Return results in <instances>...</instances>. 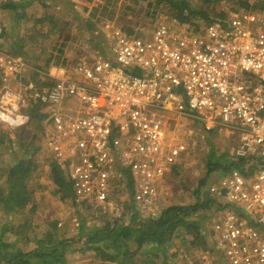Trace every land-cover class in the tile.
Here are the masks:
<instances>
[{"label":"built area","instance_id":"2783aa9c","mask_svg":"<svg viewBox=\"0 0 264 264\" xmlns=\"http://www.w3.org/2000/svg\"><path fill=\"white\" fill-rule=\"evenodd\" d=\"M98 28L114 64L85 52L67 68H37L2 51L0 15V124L22 130L33 103L48 105L49 135L38 157L65 165L77 204L108 214L128 172L140 222L162 216L161 184L194 144L173 145L178 134L168 143L166 123L192 117L208 130L238 133L235 157L260 167L250 178L232 168L209 189L225 206L213 221L212 245L218 264H264V14L237 6L201 32L165 15L144 40L117 20Z\"/></svg>","mask_w":264,"mask_h":264},{"label":"trees","instance_id":"16d2710c","mask_svg":"<svg viewBox=\"0 0 264 264\" xmlns=\"http://www.w3.org/2000/svg\"><path fill=\"white\" fill-rule=\"evenodd\" d=\"M73 1H9L0 5L1 19L6 21L5 29L2 25V51L31 67L38 65L27 59L26 52L34 57V62L67 68L82 57L70 59L66 44L79 35L76 40L90 46L85 52L104 56L112 62L109 40L98 28L101 20L124 23L128 32L141 40L150 35L156 22L165 15L189 23L201 32L204 26L219 20L216 7L223 0H102L100 8L83 7L81 15H77ZM240 1L238 4L243 5ZM147 2L152 3L145 13ZM256 9L257 14H264V9ZM73 32L76 34L72 37ZM133 75L140 76V73L134 71ZM34 80L42 83L37 77ZM2 85L0 74V88ZM49 110L48 105L33 103L27 111L30 122L24 129L9 132L0 128V218L17 220L26 218L32 211L39 221L37 227L29 230V247L6 243L5 234L0 231V264H72L70 259L85 264H197V252L207 261L204 264H212L213 259L215 264L220 262L221 257L212 245L211 227L216 214L225 206L210 195V188L205 184L213 170L222 174L229 168L233 170L232 167L250 178L260 167L257 162L236 158L228 167L216 168L218 164H213L207 176L192 188L193 204L181 209H164L162 216L153 221L140 222L136 207H122L116 195L111 199L115 214L103 213L93 204H77L63 163L38 157L39 143L49 135ZM185 119L194 120L189 123L191 127L199 123L192 117ZM179 130H167L168 140L176 133L182 136L184 132ZM191 139L181 138L182 144ZM173 145H176L174 141ZM16 150L19 156L22 153L21 157L15 154ZM172 170L170 179L185 175L180 166ZM123 175L124 185L131 190L130 174ZM205 205L209 209L213 207L212 218L204 215ZM52 210H57L56 216L50 214ZM120 218H127V222ZM58 223L63 224L58 226ZM24 225L22 220L20 227ZM191 248L196 251L188 258L185 251Z\"/></svg>","mask_w":264,"mask_h":264},{"label":"crops","instance_id":"0c3cea01","mask_svg":"<svg viewBox=\"0 0 264 264\" xmlns=\"http://www.w3.org/2000/svg\"><path fill=\"white\" fill-rule=\"evenodd\" d=\"M9 1L14 2L12 0H9ZM73 2L76 5L75 0ZM15 3H22V2H15ZM0 5H4V3H0ZM80 6L83 8V5H80ZM3 17L6 18L4 14H3ZM1 21L5 29L6 21L4 19H1ZM2 33H3V28H2ZM178 119H182V121L177 122ZM178 119L175 122L171 123V127L172 129H174V132L177 128L178 129L180 128L179 132L181 133L184 132V134L182 136L178 134L179 139L176 142L174 141V143L176 144L175 146L182 145V141H181L182 137L185 139H187L188 137L192 138L190 142L194 144L189 147V150L187 151L189 154H185L184 156H182L180 159V165H177V166H180L183 171H185V175L182 176L181 178L173 177L172 179H170L169 178L170 176L167 175L165 176L161 184V189L163 192V197H162L163 202L161 204H162V207L165 208V210L168 209L169 207L181 209L187 205L193 204L195 200L192 195V192H193L192 188L195 187L199 181H201L207 176L208 171L211 170V168H213L212 167L213 164H218L214 166L216 168H219V165L220 166L226 165L227 167L230 166L236 159L235 152L239 147V135L236 132L226 131L224 128H214V129L208 130L206 129V127L202 126L200 122L197 123V125L191 127L189 123L192 121L194 123V120H191L190 122H188L187 119H185L184 117L182 118L179 117ZM169 125L170 123H166L165 127ZM212 139H215L213 142L215 143L216 146L220 142V146H217V147H221L218 157L215 156V153L218 150L217 149L215 150L211 147ZM167 142L170 143L171 140H168ZM208 147H209V152L205 151V153L207 154V157H205L203 160L197 155H195L196 153H199L200 151H202L203 148H205L206 150ZM229 155H231V158H229ZM185 161L191 164L192 170L187 171V166H185ZM257 164L259 165L260 163L257 162ZM177 166H175V168ZM229 170L230 168L222 174H219L218 171L213 170V172L209 175L210 182L208 180L205 186L207 185L209 188H211L221 178H223L229 172ZM123 191L129 192V194H131L132 192V194H134L133 192L134 188L131 187V191H130V189L127 188L124 184H123ZM120 196L121 195H119L117 200H119ZM120 204L124 208H130V206L136 207L133 203V195H129V196L127 195V199H121ZM226 208L232 211L233 213H235L239 218L246 216L242 213L241 210L235 207L229 206ZM163 211H162V214H163ZM203 211H204V215H208L209 218H212L214 215L213 207H211V209L207 207L206 208L203 207ZM120 220L121 221L123 220L122 222L124 223L127 222V218H120ZM185 252L190 253V249L189 250L187 249V251ZM187 255H188V258H191V256H189L191 254H187Z\"/></svg>","mask_w":264,"mask_h":264},{"label":"rangeland","instance_id":"374dc122","mask_svg":"<svg viewBox=\"0 0 264 264\" xmlns=\"http://www.w3.org/2000/svg\"><path fill=\"white\" fill-rule=\"evenodd\" d=\"M238 1L240 0H223L217 7H216V14L217 16L219 17V20H224L228 17V13L232 11V9H234L235 7L237 6H241L238 4ZM76 2V12L78 13L77 15H81L82 14V7L80 5H83V7H86V8H92V6H95V2L96 0H75ZM243 5H247L250 9L252 8L253 12L254 13H257V8L259 9H264V0H243V1H240ZM152 3V2H147L146 4H144V12L145 13H148L149 9H147L149 7V4ZM79 4V5H78ZM15 31V34H16V31L17 29H14ZM76 33L73 32L72 34V37L75 35ZM79 35H75L73 38V40L75 41H72V42H69V40H67V45H68V50H69V58L72 59L74 56L75 57H80L81 55H83L85 53V51H88V49L90 48L89 45H87V43L83 42V41H79V40H76L78 39ZM82 50L80 53L79 51ZM84 52V53H83ZM36 54V53H35ZM110 54V53H109ZM111 58H112V62L114 61V56L112 55V53L110 54ZM26 57L28 60H32V63H34L35 65H38L37 67H41V66H44V65H47L48 62H44V64H41L40 62L37 63L34 62V57L31 56L30 54H28L26 52ZM179 121H182V119H178L177 122ZM0 128H2L3 130H6L1 124H0ZM171 130L172 127H171V123L169 126L166 127V141H168V137H167V130ZM178 129V128H177ZM8 131V130H6ZM215 139H212V145L211 147L213 149H217L218 151L215 153V156L218 157L219 155V151L221 150L220 148L221 147H217V146H220V142L219 144L216 146L215 143L213 142ZM192 145V144H191ZM205 151L209 152V147L205 150V148L202 149V151H200L199 153H196L195 155H197L198 157H200L202 160L207 157V154L205 153ZM15 154H17L19 156V152H15ZM22 156V153H20V156ZM24 156V155H23ZM185 166H187V171H190L192 170L191 169V164H189L187 161H185ZM243 169V168H242ZM0 172H2L1 168H0ZM47 182V188L49 189L50 188V184ZM131 191V190H130ZM120 198L119 200L121 199H127V195H133L132 192L131 194H129V192L127 191H123L121 194H120ZM41 206H43V204H41ZM205 207H207L205 205ZM208 208V207H207ZM50 214L53 215L55 214L54 216L57 215V210L54 211H50ZM37 218V215H35L32 211L28 213L27 217H21L20 219H12L10 217H1L0 218V231H2L5 236V242L6 243H9L10 245H14V246H17V247H21L22 245H25V246H28L31 244L30 243V239L29 238V230L32 229V228H35L38 226L39 224V221L36 219ZM55 218V217H54ZM24 220L25 222V225L20 227L21 225V221ZM63 224V223H62ZM62 224L58 223V226H61ZM2 226V228H1ZM70 230L73 231V227L69 228ZM25 251V249H23ZM196 251L195 248H191L190 249V253L188 252L187 254H191L189 256L193 257L194 256V252ZM197 259H196V263L197 264H204L205 262H207L206 260H203L204 257L201 255L200 252H197ZM72 260V264H85V263H79L77 262L76 260L74 259H70ZM76 261V262H75ZM212 264H215V261L214 259L212 260ZM218 264V263H216Z\"/></svg>","mask_w":264,"mask_h":264},{"label":"clouds","instance_id":"9594fccd","mask_svg":"<svg viewBox=\"0 0 264 264\" xmlns=\"http://www.w3.org/2000/svg\"><path fill=\"white\" fill-rule=\"evenodd\" d=\"M200 122V121H199ZM201 123V122H200ZM202 126H204L202 123H201ZM205 127V126H204Z\"/></svg>","mask_w":264,"mask_h":264},{"label":"bare ground","instance_id":"6f19581e","mask_svg":"<svg viewBox=\"0 0 264 264\" xmlns=\"http://www.w3.org/2000/svg\"><path fill=\"white\" fill-rule=\"evenodd\" d=\"M112 63V62H111ZM112 64H114V63H112ZM113 214H115V213H113Z\"/></svg>","mask_w":264,"mask_h":264}]
</instances>
